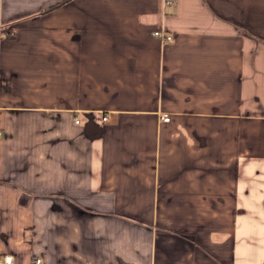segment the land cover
<instances>
[{"label": "crops", "instance_id": "0c3cea01", "mask_svg": "<svg viewBox=\"0 0 264 264\" xmlns=\"http://www.w3.org/2000/svg\"><path fill=\"white\" fill-rule=\"evenodd\" d=\"M0 253L264 264V0H0Z\"/></svg>", "mask_w": 264, "mask_h": 264}, {"label": "built area", "instance_id": "2783aa9c", "mask_svg": "<svg viewBox=\"0 0 264 264\" xmlns=\"http://www.w3.org/2000/svg\"><path fill=\"white\" fill-rule=\"evenodd\" d=\"M154 35L162 40H166L169 41L171 40V36L166 34L165 32L161 31V30H156L154 31ZM103 120H105L106 118L103 117ZM162 120L163 121H168L169 120V116L168 115H164L162 116ZM74 123H78V119L74 118ZM33 262L35 264H39L40 259L38 257H35L33 259ZM0 264H15V260L12 254L10 253H0Z\"/></svg>", "mask_w": 264, "mask_h": 264}]
</instances>
